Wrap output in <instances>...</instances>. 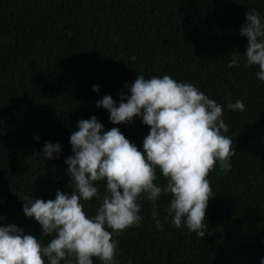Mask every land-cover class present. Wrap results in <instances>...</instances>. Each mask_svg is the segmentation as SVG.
<instances>
[{
    "label": "trees",
    "instance_id": "trees-1",
    "mask_svg": "<svg viewBox=\"0 0 264 264\" xmlns=\"http://www.w3.org/2000/svg\"><path fill=\"white\" fill-rule=\"evenodd\" d=\"M249 7L264 18V0H0V224H15L47 244L52 237L23 214L19 195L47 201L58 190L70 193L65 160L82 119L95 116L104 131L118 127L142 150L150 131L142 119L113 125L96 103L130 95L125 84L139 75H169L223 105L235 155L230 170L217 162L209 174L213 198L204 237L175 227L167 213L171 197L163 194L156 201L158 230L152 202L141 199L140 225L112 233L116 264H261L264 81L244 55L248 42L240 29ZM234 56L237 66L230 68ZM236 100L244 111L227 108ZM46 142L61 145L59 158H43ZM157 176L156 183H166L159 170ZM99 187L103 193L104 183ZM82 203L95 214L96 198Z\"/></svg>",
    "mask_w": 264,
    "mask_h": 264
},
{
    "label": "clouds",
    "instance_id": "clouds-1",
    "mask_svg": "<svg viewBox=\"0 0 264 264\" xmlns=\"http://www.w3.org/2000/svg\"><path fill=\"white\" fill-rule=\"evenodd\" d=\"M240 34L247 37V64L258 66L256 76L264 81V18L257 8L249 7ZM238 60L232 57L228 67H236ZM125 88L130 95L122 92L119 102L106 95L96 107L108 110L113 125L134 123V117H140L150 129L142 150L118 127L104 131L95 116L78 121V130L70 136L73 155L65 160L70 193L58 190L55 199L47 201L19 195L23 214L34 218L42 235L52 239L44 244L15 224H0V264H93V258L116 264L118 241L112 233L140 225L141 199L152 202V219L163 230L156 212L162 194L171 197L167 213L176 228L205 236L206 209L213 198L209 174L217 162L222 171L230 170L235 155L233 140L225 135L229 126L221 118L223 105L191 82L169 75L147 79L139 75ZM93 90L98 92L99 87L94 85ZM227 108L244 111L245 105L236 100ZM60 152L59 143L46 142L42 148L44 159L59 158ZM157 170L166 183H156ZM99 182L104 183L103 193ZM93 198L99 203L89 216L82 201Z\"/></svg>",
    "mask_w": 264,
    "mask_h": 264
}]
</instances>
